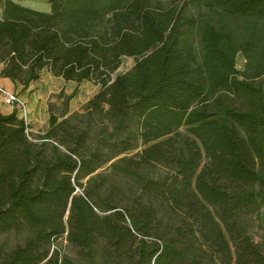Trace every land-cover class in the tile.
<instances>
[{
  "label": "trees",
  "instance_id": "obj_1",
  "mask_svg": "<svg viewBox=\"0 0 264 264\" xmlns=\"http://www.w3.org/2000/svg\"><path fill=\"white\" fill-rule=\"evenodd\" d=\"M45 1L0 0V77L98 90L0 114V264H264V0Z\"/></svg>",
  "mask_w": 264,
  "mask_h": 264
},
{
  "label": "rangeland",
  "instance_id": "obj_2",
  "mask_svg": "<svg viewBox=\"0 0 264 264\" xmlns=\"http://www.w3.org/2000/svg\"><path fill=\"white\" fill-rule=\"evenodd\" d=\"M30 8H34L38 11L47 12L49 10V4L45 0H27L26 1ZM243 60L239 57L237 59V69H240L242 66ZM133 65L132 58H123L122 65L116 71V73H123V71L127 70ZM41 78L35 83L31 84L30 92L28 94H23L22 91H16L15 89H7L16 93L23 100L29 101L34 105H43L44 109L39 111V131H44L47 122H48V114L50 111V105H52V112L55 115H58L62 109V103L67 99L69 95H72L67 102L69 104V110L72 111H80L83 103L88 100L90 97L94 95V93L98 90L95 84L90 82H82L79 85H76L72 81H63L60 78L50 76V74L46 75L42 73ZM1 85V84H0ZM107 166L100 169V171H105ZM59 243L64 245L63 240H58Z\"/></svg>",
  "mask_w": 264,
  "mask_h": 264
},
{
  "label": "crops",
  "instance_id": "obj_3",
  "mask_svg": "<svg viewBox=\"0 0 264 264\" xmlns=\"http://www.w3.org/2000/svg\"><path fill=\"white\" fill-rule=\"evenodd\" d=\"M15 2H20L21 4L25 5V6H28L27 4V0H13ZM29 7V6H28ZM1 8H0V16H1ZM1 18V17H0ZM1 65H0V69H1ZM44 74L48 75L47 72H43ZM51 76V75H50ZM0 84L1 86L5 89H15L16 91H20V87L19 86H15L8 78H2L0 77ZM30 88H31V85L24 91H22L23 94H28L30 91ZM27 106L29 108V120H30V124H29V130L30 132L32 133H36V132H44L47 127H48V122H47V126L45 128L44 131H39V123H40V120H39V111L41 109H44L43 108V105H34L32 102H31V99H29V101L27 100ZM13 112V108L9 105H5L3 103H0V114L1 115H6V114H10Z\"/></svg>",
  "mask_w": 264,
  "mask_h": 264
},
{
  "label": "built area",
  "instance_id": "obj_4",
  "mask_svg": "<svg viewBox=\"0 0 264 264\" xmlns=\"http://www.w3.org/2000/svg\"><path fill=\"white\" fill-rule=\"evenodd\" d=\"M0 103L7 104L16 111L18 117L24 121L26 125V132H30L29 130V108L26 104V101L19 97L16 93L4 89L0 85Z\"/></svg>",
  "mask_w": 264,
  "mask_h": 264
}]
</instances>
